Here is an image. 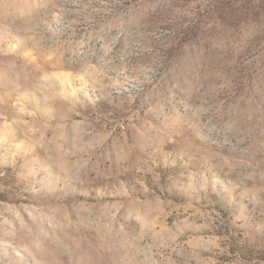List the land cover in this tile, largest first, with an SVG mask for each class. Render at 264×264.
<instances>
[{
	"label": "rangeland",
	"instance_id": "1",
	"mask_svg": "<svg viewBox=\"0 0 264 264\" xmlns=\"http://www.w3.org/2000/svg\"><path fill=\"white\" fill-rule=\"evenodd\" d=\"M0 264H264V0H0Z\"/></svg>",
	"mask_w": 264,
	"mask_h": 264
}]
</instances>
